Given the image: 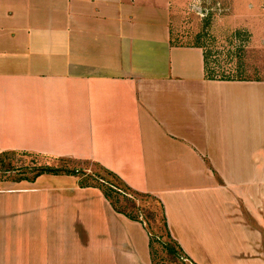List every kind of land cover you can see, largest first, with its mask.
Listing matches in <instances>:
<instances>
[{
	"label": "crops",
	"instance_id": "obj_1",
	"mask_svg": "<svg viewBox=\"0 0 264 264\" xmlns=\"http://www.w3.org/2000/svg\"><path fill=\"white\" fill-rule=\"evenodd\" d=\"M190 2L0 0V153L98 163L161 199L195 264H264V79L206 77L175 42ZM80 179L0 185V264H153Z\"/></svg>",
	"mask_w": 264,
	"mask_h": 264
},
{
	"label": "rangeland",
	"instance_id": "obj_2",
	"mask_svg": "<svg viewBox=\"0 0 264 264\" xmlns=\"http://www.w3.org/2000/svg\"><path fill=\"white\" fill-rule=\"evenodd\" d=\"M255 1L193 0L192 3L191 0L181 12L183 18L175 28L179 30L174 33L175 42L205 44L210 51V66L215 70L235 74L242 71V67L246 75L264 78V0H260L261 4ZM8 161H11L12 169L6 171L1 167L0 185L13 181L12 177L21 173L33 175V172H22L28 167L52 166L76 170L72 175L79 176L80 182L85 174L100 171V164L89 160L51 159L36 153L14 154ZM162 233L165 236L163 229ZM163 253L162 249L158 250V255Z\"/></svg>",
	"mask_w": 264,
	"mask_h": 264
},
{
	"label": "trees",
	"instance_id": "obj_3",
	"mask_svg": "<svg viewBox=\"0 0 264 264\" xmlns=\"http://www.w3.org/2000/svg\"><path fill=\"white\" fill-rule=\"evenodd\" d=\"M205 48V65L206 77L209 79H257L264 78L250 77L245 74L244 69L235 74H227L211 68L210 66V51L207 50L206 45L200 43ZM259 67V66H258ZM26 154L28 152L20 151H3L0 153V169L11 170V161L8 158L14 154ZM99 165V164H98ZM100 171L96 174H85V178L81 181L82 186H95L102 190L106 198L110 201L112 206L120 213L125 214L131 219L139 220L144 223L146 230L150 236V252L153 264H195L186 255L180 244L174 239L168 226L165 207L160 198L149 193L139 192L131 188L120 176L113 171L99 165ZM23 173L33 172V175L27 176L20 174L12 177L13 181H35V179L44 173H66L73 174L76 170L63 167L52 166H36L34 169L25 168ZM83 172V171H82ZM85 172V171H84ZM105 173L103 176L101 173ZM165 232V236L162 233ZM158 245V246H156ZM162 249L164 252L158 255V250Z\"/></svg>",
	"mask_w": 264,
	"mask_h": 264
}]
</instances>
